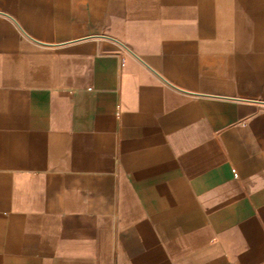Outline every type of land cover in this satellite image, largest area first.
<instances>
[{"label":"crops","instance_id":"1","mask_svg":"<svg viewBox=\"0 0 264 264\" xmlns=\"http://www.w3.org/2000/svg\"><path fill=\"white\" fill-rule=\"evenodd\" d=\"M216 1L0 0V264H264V0Z\"/></svg>","mask_w":264,"mask_h":264},{"label":"rangeland","instance_id":"2","mask_svg":"<svg viewBox=\"0 0 264 264\" xmlns=\"http://www.w3.org/2000/svg\"><path fill=\"white\" fill-rule=\"evenodd\" d=\"M220 1H221L220 3L218 1H216V8L220 9V10L223 9L224 12H226L228 14V16H224V18L221 19L222 23H224V24L229 23L232 25L231 26L232 28L235 27L236 25H238V22L240 19V17L237 15L238 11L235 10V6L237 5V3H235V0H220ZM241 18H243L245 20L247 19V21H248V18H244V17H241ZM235 29L236 28H233L232 31H235ZM228 35L229 34L215 33V38L222 40L224 38V36L227 37ZM253 36H254V34L248 35V39H251ZM230 38H231L232 42H237L238 39H240L239 33H237V32L230 33ZM263 46H264V43H263ZM233 51H235V50H232V53H233ZM246 51L248 54L249 53H256V52H262L264 54V48H262V49H260V48H250L249 49L248 48ZM251 67L252 66L248 65V71H249V68H251Z\"/></svg>","mask_w":264,"mask_h":264}]
</instances>
